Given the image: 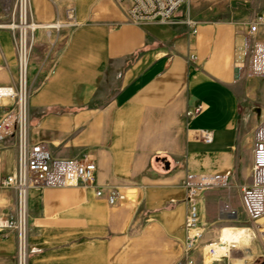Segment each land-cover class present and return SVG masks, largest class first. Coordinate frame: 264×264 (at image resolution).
<instances>
[{
    "label": "crops",
    "instance_id": "0c3cea01",
    "mask_svg": "<svg viewBox=\"0 0 264 264\" xmlns=\"http://www.w3.org/2000/svg\"><path fill=\"white\" fill-rule=\"evenodd\" d=\"M15 1L0 0V88L17 82L6 27ZM71 6L76 25L35 31L31 140L47 144L57 158L90 155L96 180L90 187L30 192L28 264H187L188 172L228 177V187L199 194L201 239L193 263L264 264V219L250 221L241 202L254 130L264 120V80L235 81L234 71L240 24L264 15V0H186L168 24L140 25L129 20L128 2L31 0L33 20L64 22ZM257 39H264V27ZM191 55L197 60L189 61ZM199 104L204 111L193 116ZM201 130L212 133L211 143ZM16 166V140L9 138L0 143V175ZM95 187L105 193L117 187L127 199L110 205ZM223 203L237 216L223 211ZM14 212V191L1 190L0 216ZM226 228L249 232L228 245L226 258L206 263L204 247L225 237ZM0 264H17L15 233L0 235Z\"/></svg>",
    "mask_w": 264,
    "mask_h": 264
},
{
    "label": "built area",
    "instance_id": "2783aa9c",
    "mask_svg": "<svg viewBox=\"0 0 264 264\" xmlns=\"http://www.w3.org/2000/svg\"><path fill=\"white\" fill-rule=\"evenodd\" d=\"M117 3L128 2L127 15L134 24H168L178 13L186 0H114ZM75 8L66 11V20L51 24H39L33 20L31 0H16L12 20L6 25L13 33V42L17 58L18 76L14 86L0 88V143L9 138L16 140L17 166L13 173L0 175V191L12 190L15 193V212L10 216H0V235L10 233L17 236V264H28V217L29 194L46 188L90 187L95 185L97 165L88 154L79 158L61 159L54 157L47 144L34 143L31 140L29 125V64L38 29L60 30L76 25ZM187 26L196 33V22L187 21ZM242 42L238 45L234 58L235 81L244 78L264 80V39L258 40L260 27H264V15H257L251 21L240 24ZM191 55L189 61H196ZM8 99L10 102H5ZM204 111L199 104L192 115ZM200 135L206 143L212 142V133L201 130ZM253 162L250 182L242 188L241 202L248 219L254 223L264 219V120L254 130ZM186 190L188 215L185 225V260L194 264L190 258L196 249L201 233L199 228V194L210 188L228 187V177L222 174H196L188 172L183 181ZM99 198L105 197L110 205L123 203L126 193L117 187L108 189L95 187ZM222 210L231 217L237 213L227 203ZM264 238V229H259ZM220 242V241H219ZM216 243L204 247L205 257H214L210 263L219 262L227 255L215 257Z\"/></svg>",
    "mask_w": 264,
    "mask_h": 264
},
{
    "label": "bare ground",
    "instance_id": "6f19581e",
    "mask_svg": "<svg viewBox=\"0 0 264 264\" xmlns=\"http://www.w3.org/2000/svg\"><path fill=\"white\" fill-rule=\"evenodd\" d=\"M261 222H263V220H261ZM262 228L264 229V227H262ZM226 229H224V231L225 230L227 231V233L225 232L226 233L225 237H221L220 242L218 241L217 244L214 246V248L216 250V255H214L215 257H218L220 255H227L228 249H229L228 245L233 243V242L240 243L242 241V238H243V230H247L244 228H226ZM249 239H250V235H249L248 239H246V241H248ZM206 258L208 259L207 260L208 263H210L214 257L207 255L205 257V260H206Z\"/></svg>",
    "mask_w": 264,
    "mask_h": 264
},
{
    "label": "rangeland",
    "instance_id": "374dc122",
    "mask_svg": "<svg viewBox=\"0 0 264 264\" xmlns=\"http://www.w3.org/2000/svg\"><path fill=\"white\" fill-rule=\"evenodd\" d=\"M16 53V52H15ZM17 59V58H16ZM30 60H31V58H30ZM30 65V64H29ZM17 69H18V67H17ZM28 78H29V76H28ZM241 222L243 223V224H246L247 223V217H246V215L244 214V213H242V216H241ZM246 222V223H245ZM208 259L206 258V260H205V262L206 263H208V261H207ZM245 264V263H244ZM249 264H261L260 263V261L258 260V261H255V262H252V263H249Z\"/></svg>",
    "mask_w": 264,
    "mask_h": 264
}]
</instances>
